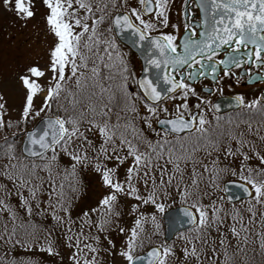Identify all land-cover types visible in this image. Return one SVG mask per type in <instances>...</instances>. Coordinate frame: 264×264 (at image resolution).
Returning a JSON list of instances; mask_svg holds the SVG:
<instances>
[{
	"label": "snow or ice",
	"instance_id": "1",
	"mask_svg": "<svg viewBox=\"0 0 264 264\" xmlns=\"http://www.w3.org/2000/svg\"><path fill=\"white\" fill-rule=\"evenodd\" d=\"M39 2L46 58L18 105L0 92V264H264V94L226 97L247 115L227 127L201 95L264 84V0ZM35 9L0 0L24 26ZM85 172L102 192L74 217Z\"/></svg>",
	"mask_w": 264,
	"mask_h": 264
},
{
	"label": "rangeland",
	"instance_id": "2",
	"mask_svg": "<svg viewBox=\"0 0 264 264\" xmlns=\"http://www.w3.org/2000/svg\"><path fill=\"white\" fill-rule=\"evenodd\" d=\"M35 3L37 16L33 21H29L27 26H24V22L18 20L14 13L0 11V92L9 99L10 104H19L16 100L19 95L17 78L23 74L21 70L36 62L43 64L51 43V38L45 34L41 19L44 10L40 3ZM173 19L175 20V17ZM196 102L195 99L190 101ZM168 106L171 107V102ZM84 181L86 186H83L82 200L75 209L87 211L88 208L96 206L102 190L94 174L88 173ZM245 204L240 207L244 208ZM175 242L178 243L179 240ZM176 245L179 246L180 243Z\"/></svg>",
	"mask_w": 264,
	"mask_h": 264
},
{
	"label": "trees",
	"instance_id": "3",
	"mask_svg": "<svg viewBox=\"0 0 264 264\" xmlns=\"http://www.w3.org/2000/svg\"><path fill=\"white\" fill-rule=\"evenodd\" d=\"M35 2H38V3H40L39 2V0H35ZM44 10V9H43ZM123 48V47H122ZM123 50L125 51V49L123 48ZM126 52V51H125ZM128 60H129V63H130V67L133 69V70H135L134 69V63H133V60H132V58L130 57V55L128 54ZM221 117V123H223V124H225V126L227 127L228 125H227V122L228 121H232L233 122V124L235 123V122H237V121H239V120H244V119H246L247 118V115H246V112L244 111V110H240V111H235V112H230V113H227V114H224V115H221L220 116ZM209 118H211V114H209ZM253 125H254V128L256 127V126H258V124H259V120L258 119H253ZM240 130H244V126L242 125L241 126V129ZM262 135H264V131H262V133H261ZM251 138H254V137H251ZM88 174V172H85L84 174H83V176L81 177V179H82V181H83V183H82V185L80 186V188H79V190L74 194V197H75V199H74V203H75V206L78 204V203H80V201L82 200L81 199V196H82V192H84V188H83V186H86V184H85V181H84V178H85V176ZM90 174V173H89ZM227 179H230V178H227ZM83 190V191H82ZM218 197H220V196H222L223 197V195H222V192H217V194H216ZM226 203V202H225ZM246 203V202H245ZM165 205H166V209L167 208H169V207H173V206H177V205H180L179 204V202L178 201H175V202H172L171 203V205L170 206H168V202L166 201L165 202ZM227 205V204H226ZM240 205H242V204H240ZM239 205V206H240ZM81 209V208H80ZM80 209H75V211L73 212V216L75 217V216H77V215H80L81 213H82V210H80ZM89 209V208H88ZM87 209V210H88ZM75 212H76V214H75ZM146 214H151V213H146ZM157 216H158V218H159V224H160V232H161V236H162V226H161V221H160V214H156ZM131 221H132V218L131 217H129L128 218V223L129 224H131ZM157 237V239H162V237ZM116 239L117 240H120V239H122V238H120V237H116ZM176 243V242H175ZM178 243H180V241L178 242ZM178 243H176V244H178ZM40 255H43V256H45V258H46V261H51V259L52 258H50V257H46V254H40ZM42 264H44V262H42Z\"/></svg>",
	"mask_w": 264,
	"mask_h": 264
},
{
	"label": "water",
	"instance_id": "4",
	"mask_svg": "<svg viewBox=\"0 0 264 264\" xmlns=\"http://www.w3.org/2000/svg\"><path fill=\"white\" fill-rule=\"evenodd\" d=\"M118 42H119L120 44H122L123 46L127 47V48H128V49H129V50H130V51L136 56V58L138 59V61H139V63H140V66H141V64H142V59L140 58L139 54L136 53L135 49H132V48L130 47V45L127 44V43L124 41L123 38H120V39L118 40ZM215 103H217V104H219V105L221 106V111H220L219 113H217V114H222V113H226V112L231 111V110L238 109V108H236V107L234 106V103H233V104H230V103L228 102V100L225 99V98H224V99H221V100H219V101H217V102H215ZM237 183H238V182H237ZM236 191H237V189H235V188H230V189H229V192H223L226 202H227L228 199L231 198V197H230V194H231V193H235ZM241 199H244V200L246 201V198H244V197H241ZM178 212H182L181 206H179V207H175V208H171V209L167 210V211L162 215V217H161V220H162V226H163V240H165V241H168V239H169V230H170V221L168 220V213H178ZM181 218H183V217L181 216ZM188 227H189V226H188L187 224L181 225V224L179 223V220H177V222H176V228H177V231H178V232H183V231H185ZM175 235H176V234L174 233V234H173V237H175Z\"/></svg>",
	"mask_w": 264,
	"mask_h": 264
},
{
	"label": "flooded vegetation",
	"instance_id": "5",
	"mask_svg": "<svg viewBox=\"0 0 264 264\" xmlns=\"http://www.w3.org/2000/svg\"><path fill=\"white\" fill-rule=\"evenodd\" d=\"M125 51L132 58L133 63H134L135 71L139 72L140 66H139V63L137 62L136 58L127 49H125ZM223 83H224V86H225L224 87L223 97H221V96H207L206 93H201V95L202 96H206L208 99H211L213 101V103H214V102H216V101H218V100H220L222 98L232 97L236 93L245 94L246 100H252V99H255L256 96L264 94V84H259L257 87L253 88V87L245 85L241 81L239 87H236V88L233 89V88L228 87V85L231 83L229 80L225 79ZM209 86H213V85H209ZM200 87H203V85H198V87H197L198 91L200 90Z\"/></svg>",
	"mask_w": 264,
	"mask_h": 264
}]
</instances>
